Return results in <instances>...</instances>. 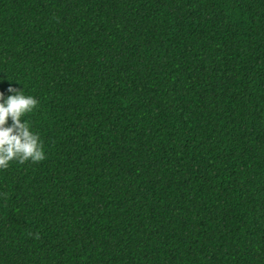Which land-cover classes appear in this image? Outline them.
<instances>
[{"label": "trees", "instance_id": "1", "mask_svg": "<svg viewBox=\"0 0 264 264\" xmlns=\"http://www.w3.org/2000/svg\"><path fill=\"white\" fill-rule=\"evenodd\" d=\"M10 87L0 264H264V0H0Z\"/></svg>", "mask_w": 264, "mask_h": 264}, {"label": "clouds", "instance_id": "2", "mask_svg": "<svg viewBox=\"0 0 264 264\" xmlns=\"http://www.w3.org/2000/svg\"><path fill=\"white\" fill-rule=\"evenodd\" d=\"M8 91L12 95L7 97L0 92V168L4 169L13 160L23 164L29 160L38 163L46 158L39 135L31 131L28 121L21 119L35 109L39 101L25 96L23 90L10 87ZM35 238L39 239V233Z\"/></svg>", "mask_w": 264, "mask_h": 264}]
</instances>
